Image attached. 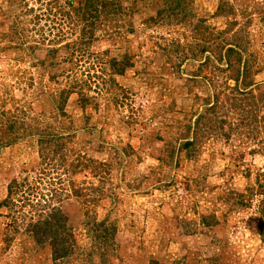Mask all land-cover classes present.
<instances>
[{
    "label": "rangeland",
    "instance_id": "374dc122",
    "mask_svg": "<svg viewBox=\"0 0 264 264\" xmlns=\"http://www.w3.org/2000/svg\"><path fill=\"white\" fill-rule=\"evenodd\" d=\"M226 1L0 0V264H264V0Z\"/></svg>",
    "mask_w": 264,
    "mask_h": 264
},
{
    "label": "trees",
    "instance_id": "16d2710c",
    "mask_svg": "<svg viewBox=\"0 0 264 264\" xmlns=\"http://www.w3.org/2000/svg\"><path fill=\"white\" fill-rule=\"evenodd\" d=\"M163 1L168 5L174 4V6H175V4H179V2H180V0H163ZM225 4H229V1L224 2V0H223L221 7L224 8ZM230 10H231L230 15L234 16L235 15L234 10L231 8H230ZM227 14H228V11H227ZM236 22L240 24V22H238L237 20H236ZM252 22H253V20H252ZM250 23H251V21L245 23L244 27L241 25L239 32L237 34L239 36H243L242 32L246 33V29H248V27L250 26ZM91 24L93 25L94 23H91ZM204 28H206V27H204ZM236 40H237L236 44L230 43L228 45H225V51L224 52L227 53V58H229L228 60L224 59L225 56L222 54L218 57L219 58L218 63L221 66L223 64L226 65L225 70L231 69L232 75H230L229 80H233L236 85L233 89L230 90V92L225 91V93L219 92V93L212 94L211 95L212 102L208 104V108L206 110V112H208L209 110H214L215 113H211V114H214L213 116L216 118L215 121H216V124H218V127H220V125L223 124V121L220 117L221 116L220 112L218 110L223 111L225 108H226L225 111H229V112H232L234 110H240L242 112H245L247 110L245 108V106L243 107V105L239 99L240 97H238L237 95H234V92L237 91L236 87L238 84L242 83V84H244V87H247L250 85L247 82V76L249 75V69L252 68L250 66L251 65L250 63L252 61L251 57H253V54H247L248 53L247 49L243 48L245 43H243L241 41V43H243V44H239L240 43L239 39L236 38ZM204 52H208V51H204ZM239 94H241V93L239 92ZM206 112H205V114L198 115V117L196 119L198 121V123H200L201 120H204L206 118ZM212 121L210 123H212ZM259 127H260V124H259ZM228 128H230L231 130H234V125L230 124ZM185 145L186 146L190 145L189 141H187V143ZM47 224H49L48 221H47ZM66 254H67V251L63 249V252L60 255V257L65 256Z\"/></svg>",
    "mask_w": 264,
    "mask_h": 264
}]
</instances>
